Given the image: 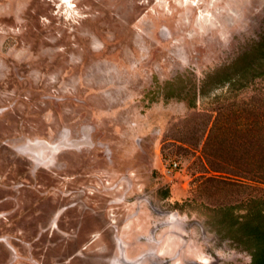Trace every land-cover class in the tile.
Instances as JSON below:
<instances>
[{
  "label": "rangeland",
  "instance_id": "374dc122",
  "mask_svg": "<svg viewBox=\"0 0 264 264\" xmlns=\"http://www.w3.org/2000/svg\"><path fill=\"white\" fill-rule=\"evenodd\" d=\"M59 4L0 0V264H250L207 208L263 191L206 178L249 167L264 80L194 90L261 40L264 0Z\"/></svg>",
  "mask_w": 264,
  "mask_h": 264
},
{
  "label": "trees",
  "instance_id": "16d2710c",
  "mask_svg": "<svg viewBox=\"0 0 264 264\" xmlns=\"http://www.w3.org/2000/svg\"><path fill=\"white\" fill-rule=\"evenodd\" d=\"M226 75V76H225ZM216 87L230 84V91H240L249 88L257 79L264 80V36L232 64L209 73L203 80V86L194 90V96L205 95L208 83L215 80ZM213 83V82H212ZM174 81H167L162 89L171 95ZM218 85V86H217ZM172 87V88H171ZM190 107H196L193 98L189 99ZM264 126L253 127L248 135L246 163L248 168L237 164L234 168H222L220 172L232 177H208L207 182L223 185L248 186L261 194H251L244 200L208 209L210 225L223 238L232 240L237 246L247 251L251 256L250 264H264ZM243 132V131H239ZM246 180V182L244 181Z\"/></svg>",
  "mask_w": 264,
  "mask_h": 264
},
{
  "label": "bare ground",
  "instance_id": "6f19581e",
  "mask_svg": "<svg viewBox=\"0 0 264 264\" xmlns=\"http://www.w3.org/2000/svg\"><path fill=\"white\" fill-rule=\"evenodd\" d=\"M60 4H59V9L61 10L62 8H66L67 10H70L73 7V0H59ZM66 3V4H64ZM200 18H202V15L200 16Z\"/></svg>",
  "mask_w": 264,
  "mask_h": 264
},
{
  "label": "built area",
  "instance_id": "2783aa9c",
  "mask_svg": "<svg viewBox=\"0 0 264 264\" xmlns=\"http://www.w3.org/2000/svg\"><path fill=\"white\" fill-rule=\"evenodd\" d=\"M178 165H179L178 162H174V163H173V169L177 168Z\"/></svg>",
  "mask_w": 264,
  "mask_h": 264
}]
</instances>
